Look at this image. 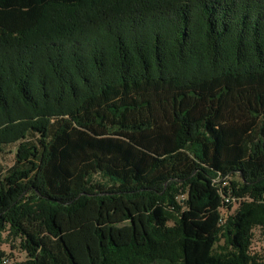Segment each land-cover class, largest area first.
Returning <instances> with one entry per match:
<instances>
[{"label": "trees", "instance_id": "trees-1", "mask_svg": "<svg viewBox=\"0 0 264 264\" xmlns=\"http://www.w3.org/2000/svg\"><path fill=\"white\" fill-rule=\"evenodd\" d=\"M5 149L0 264H264V0H0Z\"/></svg>", "mask_w": 264, "mask_h": 264}, {"label": "rangeland", "instance_id": "rangeland-1", "mask_svg": "<svg viewBox=\"0 0 264 264\" xmlns=\"http://www.w3.org/2000/svg\"><path fill=\"white\" fill-rule=\"evenodd\" d=\"M8 150L10 149H5V152L1 153L0 155V166L2 168H6L7 166H9L12 161V154ZM236 198L235 201H233V203H229L230 207L228 210L226 207L223 208L222 214L224 216L230 214L234 210V208H236L237 205ZM141 202L142 200L126 201L122 198L113 202H105L102 204V207L94 210L92 216H95L98 212H105L106 216L111 220L117 219L122 214L125 208H128L129 206H133V205H138ZM1 250H3L6 253H11L10 259L12 264L24 258V254L20 252L18 248L11 249L8 244H3L1 246ZM250 252L251 254H254V256H256L257 258L264 259V229L261 228L253 229V238L250 245Z\"/></svg>", "mask_w": 264, "mask_h": 264}, {"label": "built area", "instance_id": "built-area-1", "mask_svg": "<svg viewBox=\"0 0 264 264\" xmlns=\"http://www.w3.org/2000/svg\"><path fill=\"white\" fill-rule=\"evenodd\" d=\"M231 196V195H230ZM224 200L228 203H233V201H235V198H231V197H226L224 198ZM232 200V201H231ZM2 264H12L11 263V259L10 258H4L2 261Z\"/></svg>", "mask_w": 264, "mask_h": 264}]
</instances>
